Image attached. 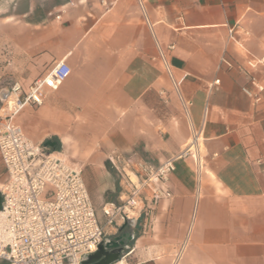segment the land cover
<instances>
[{
  "label": "crops",
  "instance_id": "1",
  "mask_svg": "<svg viewBox=\"0 0 264 264\" xmlns=\"http://www.w3.org/2000/svg\"><path fill=\"white\" fill-rule=\"evenodd\" d=\"M263 55L264 0H0V94L70 67L13 120L82 167L102 241L130 238L112 264H172L182 245L177 264H264V92L241 91L264 85V63L246 64ZM181 153L106 224L125 174Z\"/></svg>",
  "mask_w": 264,
  "mask_h": 264
},
{
  "label": "built area",
  "instance_id": "2",
  "mask_svg": "<svg viewBox=\"0 0 264 264\" xmlns=\"http://www.w3.org/2000/svg\"><path fill=\"white\" fill-rule=\"evenodd\" d=\"M263 63L264 55L246 64L254 70ZM70 72L68 64L59 61L26 91L14 83L6 99L0 98V161L7 176L0 189V264H81L82 258L94 253L103 240V227L85 186L82 167L65 161L46 146L33 143L13 120L25 106L41 107L47 91L56 90ZM248 79L252 88L242 87L241 91L254 102H260L264 85L252 76ZM183 154L156 167L140 164L137 173L125 174L128 195L118 205H104L106 224L113 225L117 218L129 219L139 191L152 182H165L174 171L176 159ZM161 194L156 190L152 201ZM183 246L174 255L172 264H177Z\"/></svg>",
  "mask_w": 264,
  "mask_h": 264
},
{
  "label": "water",
  "instance_id": "3",
  "mask_svg": "<svg viewBox=\"0 0 264 264\" xmlns=\"http://www.w3.org/2000/svg\"><path fill=\"white\" fill-rule=\"evenodd\" d=\"M8 92H2L0 94L1 99H6ZM44 146H52L50 142H47ZM2 208V196L0 193V210ZM130 240L126 235H121L110 241H102L97 250L89 255H85L81 264H112L118 261L121 252L126 249V244Z\"/></svg>",
  "mask_w": 264,
  "mask_h": 264
},
{
  "label": "rangeland",
  "instance_id": "4",
  "mask_svg": "<svg viewBox=\"0 0 264 264\" xmlns=\"http://www.w3.org/2000/svg\"><path fill=\"white\" fill-rule=\"evenodd\" d=\"M83 171V170H82ZM131 179L132 180H134L133 179V177H131ZM90 195V198H91V201H92V195L91 194H89ZM95 197H98V195H94ZM103 207H104V204H103V206H102V208H100L99 210L97 209V212H99V213H103Z\"/></svg>",
  "mask_w": 264,
  "mask_h": 264
},
{
  "label": "bare ground",
  "instance_id": "5",
  "mask_svg": "<svg viewBox=\"0 0 264 264\" xmlns=\"http://www.w3.org/2000/svg\"><path fill=\"white\" fill-rule=\"evenodd\" d=\"M193 143H194V140H191V141H190V144H188V145H189V147H190L192 150H195L196 147H195V145H193Z\"/></svg>",
  "mask_w": 264,
  "mask_h": 264
},
{
  "label": "trees",
  "instance_id": "6",
  "mask_svg": "<svg viewBox=\"0 0 264 264\" xmlns=\"http://www.w3.org/2000/svg\"><path fill=\"white\" fill-rule=\"evenodd\" d=\"M56 150H57V148H56V147L54 148V150L52 149V151H56Z\"/></svg>",
  "mask_w": 264,
  "mask_h": 264
}]
</instances>
